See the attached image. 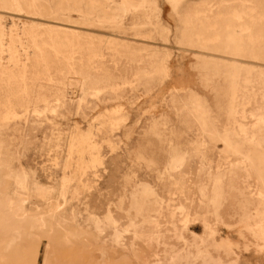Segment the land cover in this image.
<instances>
[{"label": "rangeland", "instance_id": "obj_1", "mask_svg": "<svg viewBox=\"0 0 264 264\" xmlns=\"http://www.w3.org/2000/svg\"><path fill=\"white\" fill-rule=\"evenodd\" d=\"M5 1L0 264H264V0Z\"/></svg>", "mask_w": 264, "mask_h": 264}, {"label": "bare ground", "instance_id": "obj_2", "mask_svg": "<svg viewBox=\"0 0 264 264\" xmlns=\"http://www.w3.org/2000/svg\"><path fill=\"white\" fill-rule=\"evenodd\" d=\"M3 1H5V0H3ZM8 1H10V0H8ZM14 1H15V0H14ZM22 1H23V0H22ZM68 1H69V0H68ZM74 1H75V0H74ZM178 1H179V0H178ZM232 1H233V0H232ZM232 1H231V2H232ZM243 1H244V0H243ZM5 2H6V1H5ZM5 2H4V3H5ZM16 2H17V1H16ZM19 2H20V1H19ZM61 2H62V1H61ZM66 2H67V1H66ZM179 2H181V1H179ZM236 2H237V1H236ZM245 2H246V1H245ZM253 2H254V1H253ZM257 2H258V1H257ZM9 3H10V2H9ZM59 3H60V2H59ZM63 3H64V2H63ZM76 3H77V2H76ZM95 3H96V2H95ZM206 3H208V2H206ZM206 3H205V4H206ZM209 3H210V2H209ZM209 3H208V4H209ZM218 3H219V2H218ZM225 3H226V1H225ZM229 3H230V2H229ZM240 3H241V1H240ZM258 3H259V2H258ZM14 4H15V3H14ZM19 4H20V3H19ZM19 4H18V5H19ZM89 4H91V3H89ZM93 4H94V3H93ZM99 4H100V3H99ZM101 4H102V3H101ZM120 4H121V3H120ZM205 4H204V5H205ZM219 4H220V3H219ZM221 4H222V2H221ZM227 4H228V3H227ZM235 4H236V3H235ZM237 4H238V3H237ZM242 4H243V3H242ZM242 4H241V6H242ZM245 4H247V3H245ZM248 4L250 5V3H248ZM256 4H257V3H256ZM42 5H43V4H42ZM57 5H58V4H57ZM97 5H98V4H97ZM215 5H217V4H215ZM224 5H225V4H224ZM233 5H234V3H233ZM8 6H9V5H8ZM38 6H39V5H38ZM38 6H37V7H38ZM91 6H92V5H91ZM91 6H90V7H91ZM95 6H96V5H95ZM100 6H101V5H100ZM231 6H232V5H231ZM238 6H239V5H238ZM241 6H240V8H241ZM255 6H256V5H255ZM257 6H258V5H257ZM20 7H21V6H20ZM23 7H24V6H23ZM23 7H22V8H23ZM25 7H26V6H25ZM60 7H61V6H60ZM78 7H79V6H78ZM101 7H102V6H101ZM197 7H198V6H197ZM202 7H203V6H202ZM202 7H201V8H202ZM252 7H253V6H252ZM16 8H17V7H16ZM33 8H34V6H33ZM33 8H32V9H33ZM42 8H44V7H42ZM91 8H92V7H91ZM192 8H194V7H192ZM201 8H199L198 10H200ZM203 8H205V7H203ZM208 8H209V7H208ZM211 8H212V7H211ZM219 8H220V7H219ZM25 9H26V8H25ZM32 9H31V10H32ZM222 9H223V8H222ZM245 9H249L248 6H247V8H245ZM254 9H255V8H254ZM258 9H260V8H258ZM28 10H29V9H28ZM31 10H30V11H31ZM193 10H194V9H193ZM211 10H212V9H211ZM226 10H227V9H226ZM232 10H233V9H232ZM243 10H244V9H243ZM243 10H242V12H243ZM46 11H47V10H46ZM187 11H188V10H187ZM190 11H191V9H190ZM201 11H202V10H200V12H201ZM213 11H214V10H213ZM215 11H216V10H215ZM215 11H214V13H215ZM223 11H224V10H223ZM240 11H241V10H240ZM36 12H39V11H37V9H36ZM105 12H106V11H105ZM111 12H112V11H111ZM121 12H122V11H121ZM204 12L208 13L209 10H208V12H207V11H204ZM204 12H203V13H204ZM217 12H218V9H217ZM224 12H225V11H224ZM226 12H227V11H226ZM246 12H249V11L247 10ZM108 13H110V12H108ZM188 13H189V12H188ZM194 13H195V11H194ZM196 13H197V8H196ZM201 13H202V12H201ZM211 13H212V12H211ZM251 13H252V12H251ZM112 14H113V13H112ZM182 14H183V13H182ZM227 14H228V13H227ZM229 14H230V13H229ZM107 15H108V14H107ZM196 15H197V14H196ZM203 15H205V14H203ZM211 15H212V14H211ZM11 16H12V15H11ZM184 16H186V15H184ZM187 16H188V15H187ZM189 16H190V15H189ZM242 16H243V15H242ZM200 17H201V14H200ZM203 17H204V16H203ZM205 17H207V16H205ZM208 17H209V16H208ZM208 17H207V19H208ZM230 17H232V16H230ZM244 17H245V16H244ZM0 18H2V17L0 16ZM10 18H12V17H10ZM10 18H9V19H10ZM118 18H119V17H118ZM182 18H183V16H182ZM184 19H185V18H184ZM189 19H190V18H189ZM202 19H203V18H202ZM210 19H211V18H210ZM213 19H214V18H213ZM229 19H230V18H229ZM243 19H244V18H243ZM7 20H8V19H7ZM12 20H13V19H12ZM12 20H11V21H12ZM199 20H200V19H199ZM231 20H232V18H231ZM4 21H5V20H4ZM11 21H10V22H11ZM15 21H16V20H15ZM15 21H14V22H15ZM24 21H25V20H24ZM190 21H191V20H190ZM234 21H235V20H234ZM236 21H238V20L236 19ZM240 21H241V20H240ZM6 22H7V21H6ZM6 22H4V23H6ZM8 22H9V21H8ZM14 22H11L12 24H11V23H9V24L15 26V24H13ZM27 22H28V20H27ZM193 22H194V21H193ZM213 22H214V21H213ZM232 22H233V21H232ZM245 22H246V21H245ZM4 23H3V24H4ZM17 23H18V22H17ZM33 23H34V22H33ZM53 23H54V22H53ZM211 23H212V22H211ZM214 23H215V22H214ZM237 23H238V22H236V24H237ZM243 23H244V22H243ZM249 23H250V22H249ZM251 23H252V21H251ZM255 23H256V22H255ZM3 24H2V22H1L0 26L3 25ZM26 24H27V23H26ZM31 24H32V23H31ZM200 24H201V23H200ZM4 25H5V24H4ZM7 25H8V24H7ZM19 25H20V24H19ZM224 25H225V24H224ZM21 26H22V25H21ZM241 26H242V25H241ZM244 26H245V25H244ZM258 26H259V25H258ZM4 27H6V25H5ZM7 27H8V26H7ZM7 27H6V28H7ZM22 27H23V28H20V27L17 28V27H16V28L11 29V30H18V31H19V30H21V29H23V30L26 29V25H23ZM191 27H192V26H191ZM210 27H211V26H210ZM8 28H9V27H8ZM243 28H244V27H243ZM2 29H3V28H2ZM197 29H198V28H197ZM4 30H6V29H4ZM9 30H10V28H9ZM49 30H50V29H49ZM183 30H184V28H183ZM213 30H215V29H213ZM7 31H8V30H7ZM7 31H6V32H7ZM28 31H29V30H28ZM246 31H247V29H246ZM254 31H255V30H254ZM24 32H25V31H24ZM9 33H10V32H9ZM18 33H19V32H18ZM20 33H21V32H20ZM20 33H19V34H20ZM6 34H7V33H6ZM12 34H13V33H12ZM12 34H11V35H12ZM27 34H28V33H27ZM1 35H2V33H1ZM1 35H0V36H1ZM16 35H17V33H16ZM21 35H22V34H21ZM21 35H20V36H21ZM263 35H264V34H263ZM8 37H9V36H8ZM17 38H18V37H17ZM14 39H15V37L13 38V40H14ZM22 39H23V38H22ZM22 39H21V40H22ZM52 39H53V37H52ZM54 39H55V38H54ZM13 40H12V41H13ZM18 40H19V39H18ZM18 40H16V41H18ZM3 41H4V40H3ZM22 41H23V40H22ZM9 42H10V41H9ZM53 42H54V41H53ZM61 42H63V41H61ZM3 43H4V42H2V44H3ZM11 43H12V42H11ZM14 43H15V42H14ZM0 44H1V42H0ZM6 44H7V43H6ZM23 44H24V42H23ZM4 45H5V44H4ZM15 46H16V45H15ZM19 46H20V45H19ZM21 46H22V45H21ZM28 46H29V45H28ZM33 46H34V45H33ZM0 47H1V46H0ZM16 47H17V46H16ZM258 47H259V46H258ZM10 48H11V47H10ZM52 48H53V46H52ZM3 49L5 50V48H3ZM28 49H29V47L27 48L26 46H22V47H21V51H20V49H19V51L21 52V54H22V53H23V54H28V53L31 52V51H29ZM6 50H7V49H6ZM51 50H52V49H51ZM10 51H12V50H9V52H10ZM15 51H16V50H15ZM5 52H6V51H5ZM13 52H14V51H13ZM55 52H56V51H55ZM15 53H17V52H15ZM23 54H22V55H23ZM8 55H9V54H8ZM22 55H21V57H22ZM5 56H6V54H5ZM17 56H18V55H17ZM26 56H27V55H26ZM11 57H12V56H11ZM15 58H16V57H15ZM15 58H14V59H15ZM39 58H40V57H39ZM1 59H2V57H1ZM1 59H0V60H1ZM16 59H17V58H16ZM9 60H10V59H9ZM28 60H29V59H28ZM2 61H3V60H2ZM10 61H11V60H10ZM23 61H24V60H23ZM19 62H20V61H19ZM21 62H22V61H21ZM24 62H25V61H24ZM5 64H7V63H5ZM162 64H163V63H162ZM0 65H1V64H0ZM12 65H13V64H12ZM18 65H19V64H18ZM25 65H26V64H25ZM26 66H27V65H26ZM14 67H15V66H14ZM23 67H24V65H23ZM3 69H5V68H3ZM9 69H10V68H9ZM24 74H25V73H24ZM24 77H25V75H24ZM17 78H18V77H17ZM17 78H16L15 80H17ZM13 79H14V78H13ZM24 79H25V78H24ZM23 81H24V80H23ZM111 88H112V87H111ZM26 89H27V87H26ZM18 90H19V89H18ZM12 106H13V105H12ZM4 108H5V107H4ZM9 109H10V108H9ZM115 110H116V109H115ZM117 110H118V109H117ZM121 110H122V109H121ZM123 110H124V109H123ZM123 110H122V111H123ZM6 111H7V110H6ZM122 111H121V112H122ZM112 112H113V111H112ZM121 112H119L118 115H120ZM114 114H115V113H113V115H114ZM115 116H116V115H115ZM116 117H117V116H116ZM261 123H262V122H261ZM261 123H260V124H261ZM263 125H264V122H263ZM263 125H262V126H263ZM258 127H259V125H258ZM259 128H260V127H259ZM254 136H255V135H254ZM263 141H264V139H263ZM263 141H262V142H263ZM260 143H261V141H260ZM263 143H264V142H263ZM92 144H93V143H92ZM260 145H261V144H260ZM218 181H219V180H218ZM219 182H220V181H219ZM23 187H24V186H23ZM213 187H214V186H213ZM216 196H217V195H216ZM217 197H218V196H217ZM7 198H8V197H7ZM218 198H219V197H218ZM218 198H217V199H218ZM214 201H215V200H214ZM216 201H217V200H216ZM5 208H6V207H5ZM181 209H183V208H181ZM24 210H25V209H24ZM180 212H181V211H180ZM39 219H40V218H39ZM20 230H21V229H20ZM262 234H263V233H262ZM135 235H136V234H135ZM66 237H67V236H66ZM262 238H264V235L262 236ZM139 247H140V246H139ZM79 253H80V252H79ZM91 255H92V254H91Z\"/></svg>", "mask_w": 264, "mask_h": 264}]
</instances>
